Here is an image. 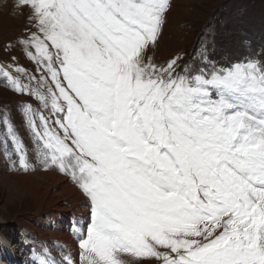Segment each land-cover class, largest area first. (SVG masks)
<instances>
[{
    "label": "snow or ice",
    "instance_id": "1",
    "mask_svg": "<svg viewBox=\"0 0 264 264\" xmlns=\"http://www.w3.org/2000/svg\"><path fill=\"white\" fill-rule=\"evenodd\" d=\"M15 7L36 67L12 56L0 82L39 106L18 105L31 149L0 118V152L10 170L67 177L90 211L76 253L45 248L39 264H264V50L158 63L172 0Z\"/></svg>",
    "mask_w": 264,
    "mask_h": 264
},
{
    "label": "rangeland",
    "instance_id": "2",
    "mask_svg": "<svg viewBox=\"0 0 264 264\" xmlns=\"http://www.w3.org/2000/svg\"><path fill=\"white\" fill-rule=\"evenodd\" d=\"M27 11L24 9V15H21V10L15 7V0H0V63H12L11 57L15 56L16 63L34 72L36 66L16 44L17 38L26 27ZM8 44L16 46L6 49ZM205 50L209 58L219 65L240 61L252 52L264 50V0H172L167 23L151 54L158 63L178 54L182 57L181 64L196 65ZM25 102L32 103L34 107L39 106L38 102L12 92L0 82V118L7 114L27 147L31 149L29 134L18 107ZM2 131L0 126V132ZM32 162L34 163V159ZM38 173L45 172L24 174L10 170V162L0 152V179L6 176L32 177ZM58 175L65 178L82 195L67 177ZM82 197L87 202L83 195ZM5 198L0 185V264H39L46 248L42 235L52 221H66V214L53 213L44 208L36 215L35 204L29 198L4 209ZM54 214L56 216L53 220ZM89 218L87 204V212L82 216L83 226ZM55 223L57 224L54 221L53 225ZM57 250L62 260V254L67 251L61 245Z\"/></svg>",
    "mask_w": 264,
    "mask_h": 264
},
{
    "label": "bare ground",
    "instance_id": "3",
    "mask_svg": "<svg viewBox=\"0 0 264 264\" xmlns=\"http://www.w3.org/2000/svg\"><path fill=\"white\" fill-rule=\"evenodd\" d=\"M0 185L6 195L5 209L14 203H20L26 198L35 204V214H39L46 208L53 213L62 212L66 214V221L47 227L46 233L42 235L48 255L55 260L61 261L57 248L61 245L65 250L77 251L76 230L82 228V216L87 212V202L82 195L71 187L66 179L54 173L35 174L29 176H6L0 179Z\"/></svg>",
    "mask_w": 264,
    "mask_h": 264
}]
</instances>
